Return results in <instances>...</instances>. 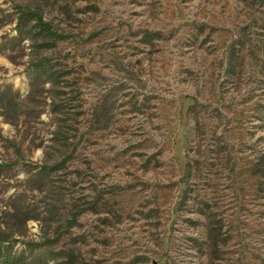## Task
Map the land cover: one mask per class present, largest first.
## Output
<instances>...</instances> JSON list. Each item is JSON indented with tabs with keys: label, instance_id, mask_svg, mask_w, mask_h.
I'll use <instances>...</instances> for the list:
<instances>
[{
	"label": "rangeland",
	"instance_id": "obj_1",
	"mask_svg": "<svg viewBox=\"0 0 264 264\" xmlns=\"http://www.w3.org/2000/svg\"><path fill=\"white\" fill-rule=\"evenodd\" d=\"M0 245L264 264V0H0Z\"/></svg>",
	"mask_w": 264,
	"mask_h": 264
},
{
	"label": "trees",
	"instance_id": "obj_2",
	"mask_svg": "<svg viewBox=\"0 0 264 264\" xmlns=\"http://www.w3.org/2000/svg\"><path fill=\"white\" fill-rule=\"evenodd\" d=\"M32 14H33V17H30V18L37 20V24L35 26H38L42 32L44 31V32L49 33L50 29H49L47 23L43 22L41 20V17L38 16L36 13H32ZM19 18H22V15ZM37 73H38V71L35 70V74H37ZM19 261H21L19 259V257H17L16 255H11L10 251L7 248L0 245V264H15Z\"/></svg>",
	"mask_w": 264,
	"mask_h": 264
}]
</instances>
